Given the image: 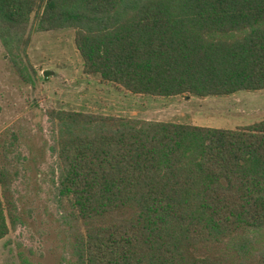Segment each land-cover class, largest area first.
<instances>
[{"label":"trees","instance_id":"trees-1","mask_svg":"<svg viewBox=\"0 0 264 264\" xmlns=\"http://www.w3.org/2000/svg\"><path fill=\"white\" fill-rule=\"evenodd\" d=\"M32 23L72 29L83 72L131 94L264 89V0H0L7 54L22 60ZM47 116L71 264H264L251 237L234 241L264 230V118L233 129L57 108ZM13 179L0 163V240L21 223ZM226 242L231 257L196 253Z\"/></svg>","mask_w":264,"mask_h":264},{"label":"rangeland","instance_id":"rangeland-1","mask_svg":"<svg viewBox=\"0 0 264 264\" xmlns=\"http://www.w3.org/2000/svg\"><path fill=\"white\" fill-rule=\"evenodd\" d=\"M30 32L22 60L7 54L0 42V163L13 172L21 222L0 240V264H21L23 257L31 264H71L69 234L57 202L48 109L233 129L264 118V89L205 98L135 95L83 72L72 29L39 31L32 23ZM129 213L107 215L98 222ZM244 235L253 239L255 252L264 248V230L240 231L234 241ZM196 253L235 254L228 242L200 244Z\"/></svg>","mask_w":264,"mask_h":264},{"label":"water","instance_id":"water-1","mask_svg":"<svg viewBox=\"0 0 264 264\" xmlns=\"http://www.w3.org/2000/svg\"><path fill=\"white\" fill-rule=\"evenodd\" d=\"M48 73H49L48 71H45V72H44V75H48Z\"/></svg>","mask_w":264,"mask_h":264}]
</instances>
